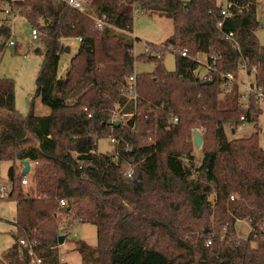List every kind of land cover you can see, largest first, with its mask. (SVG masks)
I'll use <instances>...</instances> for the list:
<instances>
[{"label":"trees","instance_id":"trees-1","mask_svg":"<svg viewBox=\"0 0 264 264\" xmlns=\"http://www.w3.org/2000/svg\"><path fill=\"white\" fill-rule=\"evenodd\" d=\"M227 1L229 15L222 18L217 0H90L101 28L87 13L54 0H0V59L13 37L12 20L2 13L18 9L40 33L44 59L36 94L51 109L46 116L33 110L23 116L13 80L0 78V163H13L7 198L17 208L14 243L0 264H30L21 238L46 264H58V239L66 240L67 226L78 220L97 227L95 247L78 242L79 264H264V148L258 132L229 139L226 129L235 133L254 121L261 99L250 95L244 105L239 87L226 91L223 77L231 72L239 78L245 62L264 95V45L257 37V0ZM145 10L165 12L173 32L162 45L148 46L144 55L156 69L137 75L134 101L127 86L136 57L124 33L133 32L135 15ZM231 32L234 40L226 38ZM70 39L79 42L78 50L59 78ZM171 46L177 50L174 72L159 61ZM200 54L216 56V71L197 74L204 68ZM107 130L122 139L118 157L114 150L97 151ZM195 130L206 142L198 162L178 145ZM30 136L39 146L25 149ZM23 159L38 162L28 192L16 166ZM127 162L132 177L126 175ZM148 194L165 201L172 196L174 214L159 211ZM186 219L203 227L189 228ZM242 220L252 228L248 239L237 233ZM170 245L172 254L165 251Z\"/></svg>","mask_w":264,"mask_h":264},{"label":"rangeland","instance_id":"rangeland-1","mask_svg":"<svg viewBox=\"0 0 264 264\" xmlns=\"http://www.w3.org/2000/svg\"><path fill=\"white\" fill-rule=\"evenodd\" d=\"M217 3L219 6L225 7L227 0H217ZM92 14L96 16L98 15L95 11H92ZM2 15L5 16L4 13H2ZM257 17L260 22L257 37L260 43L264 45V0H257ZM12 29L16 44L8 46L2 54L0 59V78L13 80L15 85L16 109L23 116L28 115L32 110L37 116L49 115L51 109L43 103L41 96H37L36 94L38 87L37 80L40 78L39 75L44 59V49L38 51L41 44L38 40L32 38L31 25L20 15H17L12 19ZM172 32L173 20L168 17L165 12L153 10H145L143 13L135 15L132 33L115 31L117 35H119V33H124L128 38L132 39L134 54L136 57L134 71L137 75L153 73L155 71L157 64L154 60L145 57L144 54H146V48L152 45H162ZM67 43L70 45L71 51L63 52L61 55L58 68L59 78L66 76L70 67V61L76 55L79 46V42L74 39L68 40ZM153 55L157 56V53L153 52ZM159 61L164 65L167 71L174 72L176 69L177 52L175 50L166 49L161 54ZM196 72L201 76L206 74L205 68H198ZM239 79L245 81L246 76L241 73ZM248 79L250 82H254V71ZM221 97L224 96L221 95ZM242 102L244 105H247L249 102L248 97L242 99ZM260 107L261 112L257 118L252 122H245L243 125L238 126L235 133L231 132L229 126L226 127L229 139L245 137L258 132L259 144L264 148V99H261ZM117 116L118 113L112 114L113 118ZM194 133L195 132H193L192 135L185 137L178 145L190 149L191 153L195 156L196 162H198L203 157V145H206V142L202 139L200 148H196ZM102 135H104V137L98 139L97 151L101 154L111 153L114 150L109 139V136L112 135V131L107 130ZM210 144V142L207 143V146ZM27 146L35 148L38 147L39 144L35 138L30 136ZM16 163V166L20 169L18 162ZM42 163L44 164L45 161H42ZM11 165H13V163L10 161L0 163V184H8V170ZM23 188L25 192L31 191L29 186H24ZM148 195L150 196L151 201L156 203V207L159 211L169 216L174 214L169 207V202L172 196H169V199L165 201V199H161V196L160 198L155 197L153 199L150 194ZM16 214V202L8 199L7 196L5 198H0V256H2L14 243V235H16L17 230L13 222H15ZM185 225H188L189 228H195L198 232L199 229L203 227V225L197 224L194 219H186ZM67 227V239L63 245H60L58 257L62 255L67 261L65 262L67 264H79L82 262V257L77 251L79 245L78 242H86L92 247H95L97 244V227L90 222H79V220L76 224L68 225ZM236 229L239 237L242 239H248L252 231L250 222L247 220L238 221L236 223ZM193 234H195V232L188 233V237L190 238ZM253 245H255V243H253ZM165 251L168 254H172V245L168 246ZM36 255L39 256L37 253Z\"/></svg>","mask_w":264,"mask_h":264},{"label":"built area","instance_id":"built-area-1","mask_svg":"<svg viewBox=\"0 0 264 264\" xmlns=\"http://www.w3.org/2000/svg\"><path fill=\"white\" fill-rule=\"evenodd\" d=\"M54 1L63 3V4L69 6V7L73 8V9H76V10L80 11V12L87 13L88 15H90L92 18L95 19L97 26H99L101 28L104 26V23H103L102 19L98 15L96 16V15L92 14V11H94V10H93V6H92V3L90 2V0H54ZM228 6H230V3L228 1H227V4H226L225 7L222 6V9H221L222 18H225V17H227L229 15ZM137 13H142V12L138 11ZM4 14L7 15V16H10V19L12 20L14 17L19 15V12H18V9H16V11H15L14 9L6 8L4 10ZM222 22L223 21H219L218 22V24H217L218 28L222 27ZM11 24H12V22H11ZM39 35H40V33H39L38 29L37 28H32V30H31L32 38L34 40H39ZM226 38L230 39V40H234V34L231 32V33L226 35ZM15 44H16V41L14 39V33H13V37L8 42V45L12 46V45H15ZM167 49L175 50L173 46H171V47H169ZM149 51H150V48L149 47L146 48V53H148ZM133 52H134V50H133ZM178 53H180L183 56L187 55L186 50H179ZM197 59H198V62L201 63V65L204 68H206L209 72L210 71H216V67H215L216 56L215 55H211L210 59L208 60V58H207V56L205 54H200ZM241 73H243L246 76V80L245 81H241L238 77L235 76L234 73H231V72H229L227 74H223V77H225V80H226V83L224 85L225 90L226 91H230L232 85H237L239 87L240 91L243 93L242 97H241V101H242V99H245L246 97H249L250 95H253L255 99H259V100L263 99L264 98L263 92L260 89H258L256 87V85L253 82H250L249 79H248V77L251 75V72H249L247 70L245 62H242V67L240 68V74ZM127 90H128V96L130 98L134 99V101H137V96H138V92H137V74L135 72L128 77ZM89 116L91 117L92 115L89 114ZM243 118L244 117H242V119ZM174 121L176 122L177 118H175ZM109 139H110V143L114 147V153H115L116 157H118L119 156V152H120L119 146L122 144V139H119L117 136H114V135L109 136ZM23 147L25 149H27L29 146L25 145ZM23 160H26V159H23ZM23 160H18L17 161L18 164H19L20 172H21V176H22V184H23V186H29L30 185L31 175L33 173L34 167L38 164V162L28 159V160H30V165H31L30 171L28 173H26V174H22V171H23V168H24V165L22 164ZM126 169H127L126 170V175L128 177H132V175H133V165H132V163L127 162L126 163ZM9 192H10V185L1 183L0 184V198H5L6 196H8ZM233 198H234V196H232V199ZM60 205L61 206H65L66 205V201L63 200V199L60 200ZM73 225H74V223H73ZM262 227H264V220H263V223H262ZM64 231H66V230H64ZM212 243H213V239L209 238L206 241V246L209 247V246L212 245ZM19 245H20V247H24V248L27 249V254L29 255V259H30V263L31 264H46L44 262L43 258H41V257L36 255V252L34 251L33 246H32V244L29 241H27L24 238H21L19 240ZM65 262H67V261L64 259V257L62 255H60L58 257V264H64Z\"/></svg>","mask_w":264,"mask_h":264},{"label":"water","instance_id":"water-1","mask_svg":"<svg viewBox=\"0 0 264 264\" xmlns=\"http://www.w3.org/2000/svg\"><path fill=\"white\" fill-rule=\"evenodd\" d=\"M68 52H70V49L67 47L66 49ZM37 83L40 84V78L37 80ZM120 121H117V124H119ZM202 135L201 133L198 131V130H195V138H194V141H195V145H196V148H200L201 144H202ZM22 164L24 165V168H23V171H22V174H26L30 171V160L26 159V160H23L22 161ZM208 232V229L205 230V233ZM65 243V236L64 235H61L58 239V244L59 245H63Z\"/></svg>","mask_w":264,"mask_h":264},{"label":"crops","instance_id":"crops-1","mask_svg":"<svg viewBox=\"0 0 264 264\" xmlns=\"http://www.w3.org/2000/svg\"><path fill=\"white\" fill-rule=\"evenodd\" d=\"M115 31H120V30H117V29H114Z\"/></svg>","mask_w":264,"mask_h":264}]
</instances>
